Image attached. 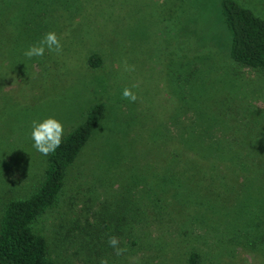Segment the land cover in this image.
Masks as SVG:
<instances>
[{
  "label": "rangeland",
  "instance_id": "rangeland-1",
  "mask_svg": "<svg viewBox=\"0 0 264 264\" xmlns=\"http://www.w3.org/2000/svg\"><path fill=\"white\" fill-rule=\"evenodd\" d=\"M236 1L264 18V0ZM223 2L0 0V14L21 21L0 25L2 38H20L0 44V221L6 203L29 197L45 175L49 155L33 147L32 121L59 120L64 138L103 102L56 204L32 224L56 264H190L194 252L199 264H264V244L245 238L264 232V196L249 197L264 192V70L231 57ZM52 31L62 53L24 56ZM95 53L99 67L89 65ZM125 87L135 103L122 98ZM154 130L171 131L188 159L190 145L219 134L224 150L200 158L215 172L192 176L176 165L185 172L162 185L154 158L160 173L174 160L154 156ZM110 236L127 251L115 255Z\"/></svg>",
  "mask_w": 264,
  "mask_h": 264
},
{
  "label": "trees",
  "instance_id": "trees-1",
  "mask_svg": "<svg viewBox=\"0 0 264 264\" xmlns=\"http://www.w3.org/2000/svg\"><path fill=\"white\" fill-rule=\"evenodd\" d=\"M222 9L226 24L232 33L230 54L233 60L252 69L264 70V18L236 0H224ZM12 23L14 28L21 26L20 20L13 21L11 15L0 14V25L9 26ZM3 33L2 38L0 31V44L2 47L3 44H6L12 48L18 40L20 41L17 33L13 36L11 33H6V31ZM31 38L36 40L37 35ZM102 63V56L98 53L89 57V65L91 67H99ZM105 111L106 105L103 102L93 106L85 122L64 137L60 147L54 153L49 154L45 175L39 188L27 198L12 199L6 203L0 221V264H56L50 256L46 237L35 232L32 224L56 204L64 186L68 168L76 161L80 152L91 138L94 129L104 117ZM170 133L172 132L154 130V147H159V155L154 150V156L174 160V165L167 168L168 173H160L155 167L157 159L154 158V177H160L159 180L161 179L162 185H172L174 178L180 172H185L184 168H186L187 172L191 170V175L200 171V174H202L205 170L206 172L209 170L215 172V166L206 168L202 160L210 158L209 160L212 162L215 159L214 156L224 150V145L220 146L218 141L220 138L219 134L208 135L212 141L197 144L200 146L197 150L194 145H190L189 151L192 154L196 153V155L194 159H188L175 147L176 145ZM162 144L170 148L164 150ZM202 157L203 159H200ZM189 161L192 163H189ZM176 165L177 167H184L182 168L183 170L174 168ZM168 174L174 177L171 178L172 183L167 179ZM192 178L195 179V177ZM260 179V187L262 188L264 187L263 176ZM259 194L264 196L262 190H255L254 195H249V197L254 196L250 200L254 203H259L260 199L257 196ZM261 200L264 204V197ZM258 208L260 210L257 212L262 216L264 205H258ZM255 219L261 220L259 218ZM250 220L253 219L250 217ZM245 238L248 240L247 245H253L252 247L257 248L264 244V232L252 236L248 235ZM200 261L201 256L198 252L191 254L190 264H199Z\"/></svg>",
  "mask_w": 264,
  "mask_h": 264
},
{
  "label": "clouds",
  "instance_id": "clouds-1",
  "mask_svg": "<svg viewBox=\"0 0 264 264\" xmlns=\"http://www.w3.org/2000/svg\"><path fill=\"white\" fill-rule=\"evenodd\" d=\"M46 50L57 54L62 53L63 46L54 31L46 33L39 44L29 47L24 52V56L30 60L43 57ZM133 70L134 66H128L125 62V71ZM136 87H138V85L132 86V88ZM132 88L125 87L122 92V98L128 100L130 103H135L138 100V96ZM63 135V124L53 117L45 118L42 121H32L30 138L33 141V147L44 156L54 153L60 147ZM119 243V239L115 236H110L108 238V244L114 249L115 255L117 256L127 251L126 248L119 247ZM100 264H109V261L107 258H102Z\"/></svg>",
  "mask_w": 264,
  "mask_h": 264
}]
</instances>
